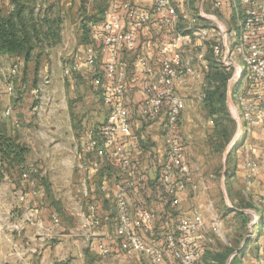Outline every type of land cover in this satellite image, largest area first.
<instances>
[{"label":"built area","instance_id":"1","mask_svg":"<svg viewBox=\"0 0 264 264\" xmlns=\"http://www.w3.org/2000/svg\"><path fill=\"white\" fill-rule=\"evenodd\" d=\"M106 1L108 7L100 31L102 45L84 46L82 57L79 59L76 52L74 60L63 69L65 77L79 71L82 64L97 73L102 71L103 79L98 75L94 83L106 87L103 98L108 115L101 125L88 130L84 154H92V157L81 163L86 174L82 184L87 195L93 170L99 168L102 158L112 159L121 171L120 175L117 174L120 183L115 193L119 216L115 234L119 237V250L129 256L145 255L151 264H170V259L178 264H195L203 252L194 240L195 234L204 227L200 211L182 218L175 229L167 231L162 238L152 228L157 214L145 201L140 199L134 209L130 208L129 197L141 191L148 176L133 157L134 150L138 149V139L130 120L128 67L124 53L138 50L137 40L143 30L155 27L163 32L155 54L148 50L138 54V63L147 76L141 113L147 121H154L166 110L167 153L159 180L165 193L177 205L180 194L191 184L194 172L187 142L180 131L185 99L176 91V80L182 76H195V57L207 67L206 43L216 40V54L224 53L225 64L234 68L229 80L228 102L240 124V135L247 133L260 118L264 119V0ZM209 21L215 22L216 28L207 25ZM198 44L202 47L194 54ZM102 53L107 55V60L99 67ZM19 69L20 62H15L0 75V85L5 81L9 94L14 90L12 78ZM50 85V77H45L35 88L38 112L42 111L45 100H50ZM4 113L9 116L12 108L8 107ZM244 165L249 169L248 183L251 184L259 163L247 158ZM37 175H40V169L35 165H29L22 174L31 186L18 193V201L24 210L18 221L12 223L15 230L23 229L27 224L41 223L38 212L31 206L32 198L39 193L34 185ZM196 187L193 184V188ZM106 188L102 186L103 190ZM83 215L81 227L88 232L86 240L89 245L103 255H109L112 248L104 240L91 239L102 224L97 204L89 203ZM52 219L54 224L61 221L57 213L52 215ZM259 261L264 264V250Z\"/></svg>","mask_w":264,"mask_h":264},{"label":"crops","instance_id":"2","mask_svg":"<svg viewBox=\"0 0 264 264\" xmlns=\"http://www.w3.org/2000/svg\"><path fill=\"white\" fill-rule=\"evenodd\" d=\"M87 9L88 11L91 10L92 5H88ZM79 21L75 28L78 37H80L79 32H81ZM93 34L97 37L94 28L91 35ZM163 36V32L155 27L147 28L139 34L138 50L133 53H124L128 67L129 102L132 104L131 125L133 132H139L141 143V148L139 147L135 151L137 157L141 158L144 170L150 173L148 179L151 181V183L144 185L145 193L143 195L141 192L131 194L129 201L130 204H137L141 199L156 212L157 217L152 223V228L162 238L167 231L175 229L182 218L191 217L196 210L200 211L204 218V227L195 234L194 240L206 254L220 249V246L215 243L212 233L217 230L218 226H222L226 218L225 214L218 217L215 208L214 212L211 210L214 206L213 200L207 194V184L211 187V183L207 179L208 176L206 177L207 182L201 180L202 177L197 182L193 176L191 184L180 194L177 205L173 204L172 197L162 194L160 190H157V186L155 187L161 161L167 153L164 127L166 110L155 121H147L142 116L141 108L145 100L144 86L147 82V76L138 63V54L147 50L150 54H155L157 52L156 47ZM97 39L96 45H102L101 37L99 36ZM81 47L82 44L78 49ZM74 48H77V44ZM4 58L8 66L0 65V75L6 72L10 65L20 61L12 54H0V61ZM105 60H107V55L102 53L99 67H102ZM44 67V70L49 69L47 62L44 63ZM199 68L202 70L201 66ZM31 69L32 61L27 64L20 61V69L14 79L17 81L13 80L19 91L15 96L7 94L0 85V129L8 135L14 136L18 142L28 146L29 153L24 162V168L35 165L40 169V175H37L34 183L39 193L32 198L31 206L38 212L41 223L39 225L27 224L19 230L11 228V224L18 221L24 210L18 201V193L21 189H27L31 186L29 180L21 175V164L15 163L5 170L4 177L0 180V264H24L25 260L29 261V264H72L75 249L80 251L77 260L86 264L82 249L85 252L95 250L86 240L87 230L84 228L81 230L78 227L79 232H76L74 227L66 224L62 218H60L59 224H54L52 215L57 212L56 200L71 197L70 189L74 188L75 183L78 181L80 183L82 180L83 176L79 173H84L81 163L86 160L83 147L88 140V130L92 126L101 125L107 119L108 108L101 100L99 88L93 83L94 74L90 71L91 68L82 64L80 70L75 74L74 80L65 77L62 84L57 81L55 86L51 87L53 100L57 95L56 91L65 92L64 96L71 100L74 96L73 105L65 108L59 106V108L56 103H53L55 105L51 110L48 111V107L46 108L48 112L45 113V117L40 116L41 112H38L35 107L38 103L35 88L41 82L38 83L39 74L37 71ZM54 74L58 76L55 71ZM201 79L202 72L196 70L195 76H182L176 80V91L185 99V108L180 121V131L184 138L188 133L192 134V137H196L195 132L197 130L193 131V126H196L193 125L195 123L193 120L196 117L194 114L201 115L203 109L206 117L201 115L202 120L200 119V122L204 125L205 130L199 126V132L207 136L209 131L207 128L212 125H210L212 119L207 116L206 108L201 103L199 95L202 91L201 83L199 84ZM18 86L20 87L18 88ZM29 100H35V103L29 105ZM8 107L12 108V113L6 116L4 112ZM62 121L66 124L67 130L65 125L61 124ZM245 139V157L234 158L228 168H225L223 178L226 180V191L232 203L230 206L233 210L232 213L241 211L249 215L248 227H250L251 233L243 237V240L234 246V251L230 254L226 264H260L259 260L264 250L263 117L255 126L249 128ZM247 158H253L259 163V168L251 184L248 183L249 169L244 165ZM94 172L95 170H93ZM52 173L55 175L51 178ZM115 174L108 168L97 172L95 175V183L92 184L91 192L93 200L98 206L102 224L97 228L95 235L91 237L92 240L101 239L106 243L112 242L108 238L111 233L110 229L117 226L115 221L118 212L115 193L120 183L119 176ZM196 183H198V187L193 188V184ZM103 185L107 187L106 190L102 189ZM238 204H245V206L244 208L242 205L237 207ZM83 216L82 212L81 220ZM79 235L81 240L74 239ZM115 245L119 246L113 241V249H116ZM170 264L178 263L170 259Z\"/></svg>","mask_w":264,"mask_h":264},{"label":"rangeland","instance_id":"3","mask_svg":"<svg viewBox=\"0 0 264 264\" xmlns=\"http://www.w3.org/2000/svg\"><path fill=\"white\" fill-rule=\"evenodd\" d=\"M81 1L82 0H25V3L29 6V10L31 8H34V13H35V20L36 23L42 28H44V32H47V22H53V23H58V26L54 29L56 33V37H51L50 39L48 38V41H51L53 45H51L48 41L46 40V35L41 36L42 42L40 43L39 48L36 50V53H39V63L37 64L36 60H32V71L36 70L38 75V83H40L45 77H50L51 79V85L49 87L50 93L49 97L50 100H45L43 104V109L40 113V116L45 117V113L51 110V108L55 105L53 103H56V106L60 107H69L72 106L74 103V96L72 100L69 97H65L63 92L56 91L57 95H55V100L54 97L52 96L53 93L51 92V87H54L56 82L58 81L59 84H62L63 79H65L64 76V65L70 63L71 61L74 60V54L77 52L79 59L82 57V49H78L80 46V43L78 44L79 37L75 33V28H76V23L79 21L78 16L80 15L81 12ZM89 2H86V7L88 8V5H91V1H96V0H88ZM93 2V3H94ZM11 3L10 0H0V8L3 10V13L8 14L10 12ZM83 11V10H82ZM30 17V15H29ZM209 26L216 28V24L213 21H209L208 24ZM42 28V29H43ZM81 32H79L80 35ZM53 38H56L53 39ZM77 39V41H76ZM77 44V48L75 49L74 46ZM207 52H206V63L207 67L201 64L200 60L195 57L194 58V64L196 67V70L202 72V79L201 82L199 80V84L201 83L202 86V91L199 94L201 103L204 104V98H205V89L208 87L207 84V75L209 73H212L213 70H216L218 72L225 73L227 75V80H228V88L227 91L229 90V80L231 79L233 73H234V68L225 64L223 60V55L224 53L221 54H216L214 50V46L217 44L216 40H213L211 43L207 42ZM200 47H202V44H198L194 48V54L200 51ZM75 51V52H74ZM48 63L49 69L44 70L45 67L44 63ZM13 62L11 61V64ZM0 65L3 67H7V62L6 59H2L0 61ZM63 66V67H62ZM200 66H202V70H200ZM9 68V67H8ZM54 71L58 74L55 75ZM56 76V77H54ZM62 76V77H61ZM73 78L74 80V74L70 77ZM15 82L17 80H14ZM14 84V90L11 93L12 96H15L19 91L17 90L16 84ZM1 87L7 91V85L5 81L1 83ZM20 86H18L19 88ZM59 93V94H58ZM81 93V92H80ZM29 94L31 95V92L29 91ZM228 94V93H227ZM47 98V96H46ZM35 99V98H34ZM35 100H29L28 104H34ZM61 103V104H60ZM227 106L230 115L233 117V122L231 125H227L230 131V139H228V142L224 144V146L221 145V147L218 149L219 144H223V139L221 138H216L214 139L213 135V130L215 125L214 118L212 119V122L207 128V136L204 135V133L199 132V126L200 128L205 130L204 125L200 122L201 115L203 117H206L205 111L203 109L202 114H194L196 117L194 118V124L196 126H193V131L196 129L197 132H195V136L192 137V134L190 133L186 134L185 136V141L187 142L188 146V154H189V160L191 163V166L193 168V178L198 182L200 177H202L201 180H207L209 179L211 183V187L208 186L207 184V194H209V197L213 200V208H211L212 212L217 210L218 212V217H221L222 214H225L226 218L222 223L221 227H217V230L212 233V236L214 237V241L217 245L222 244L226 245L229 244L230 246L234 247L238 245L242 240L243 237L248 236L250 233V227H248L249 223V215H247L244 219L242 216L236 213H229L226 211V208L231 206V200L228 195V192L226 191V185L225 182L226 180L223 178L224 177V170L229 166L230 161L233 158H237L238 156L240 158L245 157V136L248 134L244 133L240 135V124L237 121V119L234 116V111L232 105L228 102V96H227ZM48 107V111H46V108ZM59 107V108H60ZM207 111V109H206ZM200 113V112H199ZM37 114V113H36ZM35 114V115H36ZM37 116V115H36ZM207 116H209L207 112ZM52 118V115H51ZM61 124L65 125V128L67 130L66 124L64 121L61 122ZM201 129V130H202ZM203 131V130H202ZM46 134V133H44ZM237 135H240V138L238 137L237 141L232 144L233 138H235ZM210 136H213L214 138L211 139ZM184 137V136H183ZM244 137V138H243ZM212 140L213 145H211L209 142ZM193 141V144L191 145ZM238 142V143H237ZM75 151V150H74ZM134 159L139 163L142 169V162L141 158L137 157L136 151L134 150L133 153ZM161 161V165L164 161ZM85 159H90V157L86 156ZM195 166H194V165ZM199 169H198V168ZM160 169L161 166L159 167V176L157 177L156 181L160 182L159 177H160ZM145 172L147 170H144ZM81 172V171H80ZM116 174L121 173V171H115ZM80 175L82 174V180L86 176L84 173H79ZM150 173L146 172V175L148 178L150 177ZM55 174H51L50 177L54 176ZM118 176V175H117ZM208 178L206 179V177ZM122 177V176H120ZM153 177V176H152ZM59 177H57L58 179ZM156 178V177H155ZM222 179V180H221ZM59 180V179H58ZM79 181L75 183L76 185L74 188L70 189L71 197H63V199L56 200L55 207L57 208L58 213L60 214V217L62 218L63 221L66 222V224L71 225L74 227V230L76 232H79L78 227L82 230V220H81V215L83 211H86V208L89 204V202H93V197H92V192H91V187L88 184L87 186V195L84 189V185L82 184L83 181ZM91 180H94V177L92 176ZM155 180V179H152ZM76 182V181H75ZM207 182V181H206ZM198 187V183H196ZM62 188V187H61ZM163 194V193H162ZM164 195H166L164 193ZM58 202V203H57ZM242 205V208H244L245 204H238L237 207H240ZM219 206V207H218ZM135 204H130V208L134 209ZM219 209H218V208ZM227 212V214H226ZM217 217V218H218ZM101 226V225H100ZM99 226V227H100ZM11 228H13V224H11ZM116 227L114 226L112 229H110V234H109V241H112L111 243H107L111 248L113 247V241L116 244H119V237L118 235L115 234ZM97 231V229L95 230ZM81 232V231H80ZM74 239H79L81 240L80 235L78 237H74ZM116 246V245H115ZM116 249L112 248V252L109 255L103 256V254L99 253L97 250L93 251H84L82 249V253H84V262L86 264H151L150 259L145 256V255H126L123 252L119 250V247L116 246ZM79 250L75 249L74 250V261H71L72 264H82L80 260H77V255L79 254ZM68 261V262H70ZM29 263V261H28ZM26 264V262H24Z\"/></svg>","mask_w":264,"mask_h":264},{"label":"trees","instance_id":"4","mask_svg":"<svg viewBox=\"0 0 264 264\" xmlns=\"http://www.w3.org/2000/svg\"><path fill=\"white\" fill-rule=\"evenodd\" d=\"M86 2L88 0L81 1V12L78 17L80 20V29L81 34L79 37V43L82 46H86L88 44H95L96 40L100 35L101 26L105 20V10L108 7V2L106 0H96L91 1L92 9L88 11L86 7ZM94 2V3H93ZM11 9L8 14L3 13V10L0 8V54L7 53L12 54L17 57L24 64L32 61L34 58L37 59V64L39 63L38 57L39 53H36V50L39 48L40 43L42 42L41 36L46 35V40L51 37H56V33L54 32L58 23L47 22V32H44V28H42L36 23L35 20V11L34 8L29 10V6L25 3V0H10ZM83 10V11H82ZM30 15V17H29ZM203 23H205L203 19H201ZM94 28V33H97V37L92 34V29ZM56 40V38H53ZM50 44L51 41H48ZM160 43V42H159ZM53 45V44H51ZM18 60V61H19ZM19 61V62H20ZM90 71L93 75V83L94 78L98 75L103 79V72L100 71L97 73L92 68ZM77 72L74 73V76ZM17 76V75H16ZM16 77L12 78V81ZM207 84L208 87L205 89V98H204V106L207 109L209 116L215 121L213 136H210L211 139L221 138L223 139V144L218 145V149L230 139V131L227 125H231L233 122V117L230 115L228 106H227V96H228V78L225 73L218 72L213 70L212 73L207 75ZM99 88V94L101 100L104 104L103 95L106 91V87L104 84L96 85ZM129 104V112L130 118L132 119L131 113V102ZM105 105V104H104ZM130 119V120H131ZM132 121V120H131ZM155 121V120H154ZM133 130V129H132ZM138 139V147L141 148V143L139 140V132H134ZM213 145L212 140L209 142ZM84 152V147H83ZM29 153V148L26 144L18 142L14 136H10L0 129V180L4 177L5 170L12 166L13 164H21L20 171L21 175L24 170V162L26 161L27 155ZM92 157V154H86L85 157ZM97 158V157H96ZM234 159V158H233ZM232 159V160H233ZM231 160V161H232ZM230 161V162H231ZM230 164V163H229ZM112 171H118L120 168L113 162L109 157H104L100 160V166L95 172L91 174L94 177V180H89V185L92 188V184L95 183V175L97 172L102 171L104 169H108ZM228 168V167H227ZM116 173V172H115ZM116 175V174H115ZM119 178V177H118ZM151 183L148 179L146 183ZM145 183V184H146ZM157 186V187H156ZM155 187L157 190H160L163 194L165 193L162 188L160 182L155 183ZM49 188V186H47ZM141 195L145 193V187L139 191ZM166 194V193H165ZM167 195V194H166ZM168 196V195H167ZM94 202V200H93ZM89 202V203H93ZM95 203V202H94ZM117 207V206H116ZM226 211L231 213L233 210L229 207L226 208ZM59 216L58 211L56 212ZM227 214V212H226ZM236 214H239L244 219L247 214L238 211ZM61 218V217H60ZM119 216H117L116 224H118ZM220 249L217 251L207 252L206 254L202 252V257L195 264H226L227 260L231 253L234 251V247L226 244H219Z\"/></svg>","mask_w":264,"mask_h":264},{"label":"water","instance_id":"5","mask_svg":"<svg viewBox=\"0 0 264 264\" xmlns=\"http://www.w3.org/2000/svg\"><path fill=\"white\" fill-rule=\"evenodd\" d=\"M229 99V98H228ZM230 103V101H229ZM231 104V103H230ZM238 137L236 136L235 138H233L232 144L235 143L237 141Z\"/></svg>","mask_w":264,"mask_h":264}]
</instances>
